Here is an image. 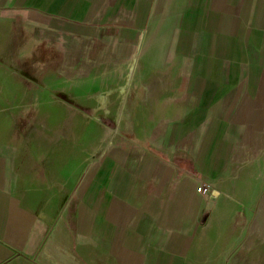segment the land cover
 Returning <instances> with one entry per match:
<instances>
[{
    "label": "crops",
    "instance_id": "crops-1",
    "mask_svg": "<svg viewBox=\"0 0 264 264\" xmlns=\"http://www.w3.org/2000/svg\"><path fill=\"white\" fill-rule=\"evenodd\" d=\"M25 27L152 36L172 82L127 104L141 130L104 156L73 210L25 170L3 82L0 264H212L215 218L249 207L264 180V0H0V53L15 43V55ZM207 182L212 203L197 191Z\"/></svg>",
    "mask_w": 264,
    "mask_h": 264
},
{
    "label": "rangeland",
    "instance_id": "rangeland-1",
    "mask_svg": "<svg viewBox=\"0 0 264 264\" xmlns=\"http://www.w3.org/2000/svg\"><path fill=\"white\" fill-rule=\"evenodd\" d=\"M24 31L23 37L16 34L22 40L16 42L15 55V43H7L0 53L5 113L18 132L25 170L37 169L32 180L47 183L55 195L68 193L73 210V196L88 191L104 156L111 148H125L132 141L130 133L141 130V123H132L127 104L138 95L147 100L142 88L148 84L172 82V60L159 58L156 43L148 42L154 37L125 43L119 41L124 38L119 29L102 37L49 34L43 27ZM30 163L39 165L29 169ZM40 163H52V173ZM257 195L249 207L215 218L213 226L224 234L215 235L212 264H264V180ZM202 196L206 203L215 201Z\"/></svg>",
    "mask_w": 264,
    "mask_h": 264
},
{
    "label": "built area",
    "instance_id": "built-area-1",
    "mask_svg": "<svg viewBox=\"0 0 264 264\" xmlns=\"http://www.w3.org/2000/svg\"><path fill=\"white\" fill-rule=\"evenodd\" d=\"M197 191L211 201H213L218 195V191L212 184H201L197 187Z\"/></svg>",
    "mask_w": 264,
    "mask_h": 264
},
{
    "label": "water",
    "instance_id": "water-1",
    "mask_svg": "<svg viewBox=\"0 0 264 264\" xmlns=\"http://www.w3.org/2000/svg\"><path fill=\"white\" fill-rule=\"evenodd\" d=\"M211 205L208 206V208L210 207Z\"/></svg>",
    "mask_w": 264,
    "mask_h": 264
}]
</instances>
